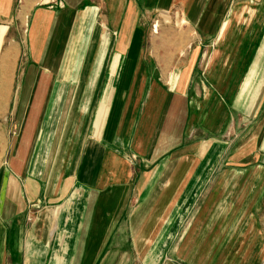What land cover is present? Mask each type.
<instances>
[{"label": "crops", "instance_id": "obj_1", "mask_svg": "<svg viewBox=\"0 0 264 264\" xmlns=\"http://www.w3.org/2000/svg\"><path fill=\"white\" fill-rule=\"evenodd\" d=\"M147 1L162 14L181 11L199 32V47L184 60L171 63L179 48L143 49L130 11L139 1H108L104 16L93 0H52L34 14L39 76L21 83L19 126L4 164L23 186L29 229L14 220L0 225V264H160L156 234L160 239L182 203L209 182L232 111L261 121L264 65H255L264 53L261 6H232L220 23L225 2ZM215 37L214 45L223 42L212 59L207 42ZM26 47L28 75L29 23ZM75 73L71 83L66 74ZM245 172L258 176L264 166ZM248 193L239 195L235 230L253 234L249 248L261 249L247 264H264V181L250 177Z\"/></svg>", "mask_w": 264, "mask_h": 264}, {"label": "rangeland", "instance_id": "obj_2", "mask_svg": "<svg viewBox=\"0 0 264 264\" xmlns=\"http://www.w3.org/2000/svg\"><path fill=\"white\" fill-rule=\"evenodd\" d=\"M108 1L112 0H93L90 6L94 8V12L97 8L98 14L105 16L109 14L112 8H109L111 4ZM130 1L141 3L138 9H131L130 11L134 12L137 17L144 50L179 48L177 57L171 58V63L176 64L185 59L187 52L197 48L200 34L187 22L183 23L185 19L181 11L176 9L172 13L162 14L145 7L147 0ZM197 1L204 3L208 0ZM215 1L225 2V9L220 23L224 22V17H226L232 6H246L249 1L258 3L264 13V0ZM2 3L4 7L0 8V225H11V220H14L15 224L19 223L24 230H28L29 204L24 197L23 186L15 184V178L7 173L4 164L9 152L10 140L14 137L19 126L15 108L18 97L21 95V83L26 81L28 76L29 81L38 79L39 76L33 72V66L35 65L32 58L31 39L34 14L41 9H47V7L54 5L55 1L53 3L52 0H2ZM36 4L35 8L31 7ZM62 4L59 3V6L62 7ZM222 11L223 9L220 13ZM249 11L248 8L247 12ZM215 12H218V10H215ZM164 17L166 19H163ZM242 19L244 18L242 17ZM258 19H262V34H264V19L261 16ZM166 20H171L172 23L170 21L166 22ZM28 23L29 74L27 75L26 36ZM234 25L237 27V24L234 23ZM155 26L157 33H154ZM234 29L235 26L232 27L231 34L235 38ZM216 41L215 37L213 41L207 42L212 44L208 46L211 52L214 51L212 59L223 42L214 45ZM259 48L264 50V41L261 39L258 45ZM237 50V45L231 48L232 53L237 52ZM158 58L160 59V57ZM162 59L166 60V57L163 56ZM151 64L155 65L153 62ZM255 65H264V53L262 55L258 53ZM88 72L80 74L83 82L89 76ZM66 75L71 76L69 81L72 83L74 77H78L79 73ZM263 92L264 90L261 91L259 98L262 101L261 103H264ZM260 107L261 105H259ZM240 112L239 110L238 112L232 111L234 121L233 119L230 121L224 137L222 135L220 139L221 141L225 140L226 145L222 144L223 142L219 143V146L222 145L225 150L223 151V148H220L218 153H215L209 182L197 188L193 201L188 204L182 203L177 218L172 219L171 228L169 227L168 231H163L164 234L160 239L162 233L156 234V238L162 240L161 246L156 247L155 250L156 260L158 258L162 259L160 264H247L249 263L250 253H252V256L255 253L260 256V247L258 249L249 248L250 245L255 244L253 243V234L250 237V234L244 230L237 232L234 224L239 219L236 216L239 210V207H237L239 195L247 193L245 196L247 198L250 177H254L258 181V185L264 181V173H258L257 176V173L246 174L245 172V169L249 172V168H257L259 165L260 167L264 166V109L260 116L261 121L255 120V122L251 121L252 118L251 120L248 119L249 116L243 118V114ZM245 114L249 115V112H245ZM252 114H254V111ZM11 193H19L20 195L17 194L13 197ZM7 194H11V197ZM242 203L244 204V202ZM245 204H248V202ZM241 212L243 213L242 210ZM245 220L247 223L249 218L243 217L241 219L243 222ZM241 221L237 223L240 224ZM167 224L170 225V222ZM206 224H209V227L202 231V226ZM151 251L148 250L146 256H150ZM147 264H153V261H147Z\"/></svg>", "mask_w": 264, "mask_h": 264}, {"label": "bare ground", "instance_id": "obj_3", "mask_svg": "<svg viewBox=\"0 0 264 264\" xmlns=\"http://www.w3.org/2000/svg\"><path fill=\"white\" fill-rule=\"evenodd\" d=\"M183 23H186V21L183 20ZM154 33H157V28H156V26H155V28H154Z\"/></svg>", "mask_w": 264, "mask_h": 264}]
</instances>
